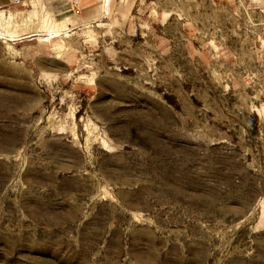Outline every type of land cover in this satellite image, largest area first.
<instances>
[{
    "label": "rangeland",
    "instance_id": "1",
    "mask_svg": "<svg viewBox=\"0 0 264 264\" xmlns=\"http://www.w3.org/2000/svg\"><path fill=\"white\" fill-rule=\"evenodd\" d=\"M51 1L0 2V264H264V0Z\"/></svg>",
    "mask_w": 264,
    "mask_h": 264
},
{
    "label": "bare ground",
    "instance_id": "2",
    "mask_svg": "<svg viewBox=\"0 0 264 264\" xmlns=\"http://www.w3.org/2000/svg\"><path fill=\"white\" fill-rule=\"evenodd\" d=\"M41 20H42L45 28H47V27L49 28L48 29V32H49L48 35H51L52 38L57 37L59 35L60 28L57 25L56 26L52 25L53 16L51 14H48L46 16H42ZM77 24L78 23L74 22L70 28L75 27ZM13 25H14L13 24V17L12 16L7 17V16H5V14L3 12H1L0 13V38L1 39H3L4 41H10V40H16L18 38L17 32L20 30H23L24 28L22 27L19 30L18 29L19 27H18L15 29L13 27ZM26 30L24 29L23 32ZM26 33H28V32L26 31ZM26 33H25V35H26ZM23 35H24V33H23Z\"/></svg>",
    "mask_w": 264,
    "mask_h": 264
},
{
    "label": "crops",
    "instance_id": "3",
    "mask_svg": "<svg viewBox=\"0 0 264 264\" xmlns=\"http://www.w3.org/2000/svg\"><path fill=\"white\" fill-rule=\"evenodd\" d=\"M2 0H0L1 2ZM78 1V2H77ZM85 0H52L51 3L55 5L54 7V10H57L58 11V15H63L65 14L66 12H69V11H74L76 12L75 8L72 7V8H67L65 9V7L69 6V5H72V4H82ZM4 2L6 4L8 3H12V0H4ZM77 23V22H76ZM68 24V27L70 28L71 27V23H67ZM78 25V24H77ZM76 25V26H77ZM75 26V27H76ZM73 27V29L75 28ZM72 29V28H70Z\"/></svg>",
    "mask_w": 264,
    "mask_h": 264
},
{
    "label": "built area",
    "instance_id": "4",
    "mask_svg": "<svg viewBox=\"0 0 264 264\" xmlns=\"http://www.w3.org/2000/svg\"><path fill=\"white\" fill-rule=\"evenodd\" d=\"M18 1H19V0H18ZM78 11H79V10H78ZM78 11H77V12H78Z\"/></svg>",
    "mask_w": 264,
    "mask_h": 264
}]
</instances>
